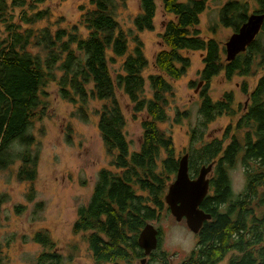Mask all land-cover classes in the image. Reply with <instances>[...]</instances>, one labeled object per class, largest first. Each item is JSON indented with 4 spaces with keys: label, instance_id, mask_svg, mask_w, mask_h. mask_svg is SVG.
<instances>
[{
    "label": "trees",
    "instance_id": "obj_1",
    "mask_svg": "<svg viewBox=\"0 0 264 264\" xmlns=\"http://www.w3.org/2000/svg\"><path fill=\"white\" fill-rule=\"evenodd\" d=\"M118 1L125 0H88L77 24L51 28L35 26L46 17V10L35 9L44 0H0V170L15 165L17 180L33 182L37 152L31 148L34 137L29 129L34 119L45 115L48 83L55 84L58 96L75 107L71 115L80 119L87 118L91 100L100 101L94 109L96 126L109 161L98 169L87 202L76 207L71 231L87 244L89 264H133L143 256L137 244L140 229L168 211L163 195L177 167L173 141L158 127L166 118L165 95L172 94L167 78L179 79L187 69L189 60L183 50L203 51L198 92L201 120L190 130L187 167L194 177L200 165L214 162L208 191L199 203L211 217L195 234L196 247L178 264H215L227 252L231 264H264V41L259 37L264 34V20L246 49L226 61L217 41L201 37L197 27L207 0H160L172 18L158 34L164 46L154 55L156 71L147 76L151 89L147 97L143 42L120 27L115 16ZM256 1L262 5L263 0ZM139 8L134 27L152 29L155 1L139 0ZM252 12L264 13V7ZM248 14L245 0H226L219 21L236 31ZM117 58H121L119 69L112 70ZM255 60L263 73L251 90L242 84L245 106H235L230 91L210 98L206 89L212 77L223 73L230 80L233 75H248ZM117 90L132 103V117L146 111L138 150L129 149ZM221 115L236 117L235 122L224 128L221 138L195 146L200 127ZM237 161L245 185L234 195L228 170ZM31 240L42 250L29 264H67L69 258L47 230L35 231ZM153 255L152 251L149 257ZM165 255L161 253L163 264H167Z\"/></svg>",
    "mask_w": 264,
    "mask_h": 264
},
{
    "label": "rangeland",
    "instance_id": "obj_2",
    "mask_svg": "<svg viewBox=\"0 0 264 264\" xmlns=\"http://www.w3.org/2000/svg\"><path fill=\"white\" fill-rule=\"evenodd\" d=\"M154 1L156 9L152 29L137 31L133 25V18L140 10L139 0H125L120 3L118 1L115 11L120 27L136 33L143 42L144 54L148 60L147 67L142 72L147 97L151 95L147 76L156 71L153 64L154 55L164 46L158 34L163 30L165 21L172 18L171 14L163 11L160 0ZM225 1L207 0L204 10L199 14L197 26L201 37L217 41L223 58L224 43L234 31L219 21V9ZM245 1L248 13L258 10L260 6L264 7V0L262 5L256 0ZM87 5L88 0H44L35 9L46 10V17L35 26L68 28L78 23L83 11L81 7ZM14 12L19 15L18 8H15ZM259 37L263 42L264 34ZM128 42L131 46V41ZM182 55L188 58L189 65L179 79L167 78L172 94L165 95L166 118L158 123L159 129L171 137L178 159L183 154H188L190 130L201 120L198 113V92L202 86L199 70L202 67L203 51L183 50ZM258 63V60L254 61L248 75H233L230 80H227L223 73L212 77L206 89L207 94L215 100L220 98L223 92L230 91L234 105H244L247 103V96L241 91V86L246 83L249 91L255 85L257 78L263 73ZM119 64L121 58H117L116 63L110 67L112 70H118ZM45 91V115L34 119L29 129L34 137L31 148L37 152V173L33 182L17 180L15 165L0 170L1 261L2 264L31 263L42 250L38 243L31 240V236L35 231L45 229L57 248L69 258L66 260L67 264H89L92 259L87 244L80 234L72 233L71 225L76 217V207L86 203L90 196L98 169L106 167L109 161L97 130V114L94 112L101 102L91 100L87 118L80 119L71 115L75 107L58 96L53 82L47 84ZM117 97L125 117L124 133L129 149L138 150L142 133L141 120L147 116L146 111L142 110L132 117V103L127 96L117 90ZM235 119L236 117L221 115L201 126L202 132L193 141L196 142L194 145L221 138L224 128L229 123L233 124ZM228 175L233 194L242 192L245 178L239 161L228 170ZM30 188L32 191H29ZM16 205L21 207L16 210ZM149 222L159 229L160 234L159 243L152 250L154 255L147 257L146 264H163V252L166 254L167 264H176L194 248L197 237L187 228L184 219L176 221L168 211H164L159 220ZM218 264L226 262L224 260Z\"/></svg>",
    "mask_w": 264,
    "mask_h": 264
},
{
    "label": "water",
    "instance_id": "obj_3",
    "mask_svg": "<svg viewBox=\"0 0 264 264\" xmlns=\"http://www.w3.org/2000/svg\"><path fill=\"white\" fill-rule=\"evenodd\" d=\"M264 20L263 12H252L233 31L224 43V59L232 60L238 53L244 51L247 45L259 32ZM213 161L200 165L196 176L191 177L187 167V153L177 161L174 178L168 183L163 195V202L171 216L179 221L184 219L187 228L196 234L204 220L211 217L210 213L199 208V203L206 195L209 187V175ZM157 229L151 222H146L137 235V244L142 249L143 256L135 264H146L148 255L157 246Z\"/></svg>",
    "mask_w": 264,
    "mask_h": 264
},
{
    "label": "flooded vegetation",
    "instance_id": "obj_4",
    "mask_svg": "<svg viewBox=\"0 0 264 264\" xmlns=\"http://www.w3.org/2000/svg\"><path fill=\"white\" fill-rule=\"evenodd\" d=\"M244 106H245V104H244ZM196 241H197V238H196ZM196 247V244H195V246H194V248ZM193 248V249H194ZM191 252V251H190ZM190 252H189V254H190ZM189 254L185 257V258H187L188 256H189ZM149 256V255H148ZM230 256H231V253L230 252H227V253H225V255H223L222 257H221V259H219L215 264H218V263H220L221 261H224L225 260V262H226V264H231L230 262H231V258H230ZM184 258V259H185ZM184 259H182V260H184ZM181 260V261H182ZM179 263V262H178ZM178 263H176V264H178Z\"/></svg>",
    "mask_w": 264,
    "mask_h": 264
}]
</instances>
